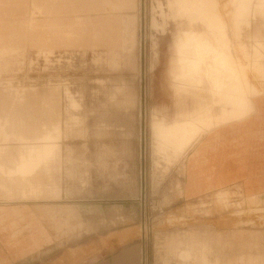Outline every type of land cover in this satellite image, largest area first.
Instances as JSON below:
<instances>
[{"label": "rangeland", "instance_id": "obj_1", "mask_svg": "<svg viewBox=\"0 0 264 264\" xmlns=\"http://www.w3.org/2000/svg\"><path fill=\"white\" fill-rule=\"evenodd\" d=\"M262 10L264 0H139L136 22L127 36L126 57L121 61L75 51L36 55L33 49L25 56L7 57L11 65L0 70V102L17 106L6 103L0 108L36 113L40 115L37 131L54 134L12 135L11 141H0V148L13 152L6 160L7 168L19 161L18 151L29 152L32 157L20 160L24 163L17 169L27 172L23 180L36 177L31 171L39 173L58 164L53 170L58 188L49 191L21 190L28 187L26 181L21 182L17 174L0 172V204L26 208L38 219L41 208L58 210L54 216L42 213L40 222L28 219L15 229L30 237L33 245L46 243L18 264H107L110 255L135 244L151 249L153 254L143 264H158V247L173 232L183 236L199 226L207 227L206 236L221 237L214 230L207 232L220 225L256 234L261 246L250 253L264 255L263 202L245 197L236 188L197 204L181 200L178 188L191 142L215 125L239 116L223 113L220 119L195 129L186 126V131L171 121L177 108L167 78L176 35L187 29L186 25L195 32L207 28L215 39L228 37L229 50L242 61L235 69L229 64L234 74L225 69L228 77L224 80L216 76L213 66V86H222L221 81L234 86L232 82L240 77L242 85L250 82L264 97L263 79L257 78L258 64L244 62L240 49L243 46L250 51L256 31L264 40V18L252 19ZM183 37L181 50L188 51L196 37ZM192 56L181 57V67L199 68L198 54ZM193 79L183 75L176 83L193 86ZM190 101H186V108ZM22 104L29 105L18 108ZM53 113L58 123L51 126ZM153 122L159 129L150 127ZM10 125L16 130L23 122L16 119ZM27 161L34 164L26 165ZM12 177L19 181H12ZM45 177L41 176V183L50 186ZM6 193L10 194L7 198ZM223 245L214 249L219 258ZM237 252L236 259L241 250Z\"/></svg>", "mask_w": 264, "mask_h": 264}, {"label": "crops", "instance_id": "obj_2", "mask_svg": "<svg viewBox=\"0 0 264 264\" xmlns=\"http://www.w3.org/2000/svg\"><path fill=\"white\" fill-rule=\"evenodd\" d=\"M138 11L139 0H0V70L10 67L7 57L25 56L29 49H33L36 55L49 56L60 53L59 51H75L82 54H101L107 56L110 61H121V58L126 57L128 32L135 25ZM256 17L264 18V10L255 12L252 19ZM186 26L188 28L181 30L175 37L173 55L167 70L168 84L177 108L171 121L183 125L186 130V126L195 129L206 122L216 121L223 113L239 118L219 123L191 142L184 157L178 194L184 203L197 204L214 194L229 193L228 191L236 188L245 197L256 198L264 203V97L250 82L249 85H242L238 80L240 77L232 82L234 86H230L231 83L226 81H221L222 86H213L210 79L213 66L216 76L219 75L224 80V77H228L225 69H235L242 61L229 50L228 37L220 39L216 36L215 39L206 27L203 32H195L191 29L192 26ZM184 34L196 37L195 44H192L188 51L181 50L185 44ZM253 38L255 44L250 51L241 46V54L244 62L248 61L250 66L253 62L258 64L257 78L259 81L263 79L261 83L264 92V40L259 31H256ZM193 53L198 54L200 61L197 71L189 66L181 67L180 63L181 57L193 59ZM229 64L232 65L231 68ZM232 72L234 74L233 70ZM188 74L194 76L191 81L193 86L176 83L177 77ZM188 99L191 100V106L186 108ZM6 103L17 106L8 102H0V106ZM24 105L29 104H22L18 108ZM9 110L11 109L0 108V111ZM35 114L29 115L21 110L0 112V141H11L12 135H41V131L36 129L40 115ZM55 116L56 113L50 116L51 126L58 123L54 122ZM16 119L23 122V125L15 130L10 124ZM7 126L9 128H6ZM150 127L159 129L155 122L151 123ZM48 134L54 135L48 130L41 136ZM12 140L15 141L13 138ZM6 151L9 149L0 148V172L3 171L6 175L17 174L21 182L26 181L28 187L21 190L49 191L58 188L54 184L56 177L53 175V170L58 164L47 169L42 168L39 173L31 171L30 174L36 177L29 178L30 181L23 180L27 172L24 173L23 168L17 169L23 166L24 162L20 160L32 157L29 152L18 151L19 161L12 168H7L6 160L13 152ZM3 160L5 161L1 163ZM28 163L34 164L25 162L26 165ZM41 176H46V183H52L54 187L52 184L43 185ZM14 180L19 181H12ZM40 184L42 186H38ZM8 196L10 194L6 193L5 198ZM2 206L7 208H0V264H18L39 251L46 243L33 245L30 237L23 236L15 229L28 219L35 218L36 222H40L42 213L49 212L54 216V212L57 213L58 210L41 208L38 219L34 212L26 208H8L15 207L8 203L0 204V207ZM205 229L194 226L183 236H176L177 232H173L172 236L164 238L158 247V264H264L263 254L250 253L259 250L261 246V238L253 232L232 231L220 225L211 227L207 232L214 230L213 233L221 237H208L205 235ZM221 243L224 245L219 252V258L214 249ZM239 250L241 254L236 259ZM152 255L151 249H143V246L135 244L117 254L107 256V264H143ZM209 256L213 258L210 260ZM184 260L187 263L183 262Z\"/></svg>", "mask_w": 264, "mask_h": 264}, {"label": "bare ground", "instance_id": "obj_3", "mask_svg": "<svg viewBox=\"0 0 264 264\" xmlns=\"http://www.w3.org/2000/svg\"><path fill=\"white\" fill-rule=\"evenodd\" d=\"M195 15H197V14H195ZM175 51H176V50H175ZM184 67H185V66H184ZM180 68H181V67H180ZM180 68H179V69H180ZM182 69H183V68H182ZM195 69H196V68H195ZM184 70H185V68H184ZM178 71H179V70H178ZM180 71H181V70H180ZM196 71H197V69H196ZM182 72H184V71L182 70ZM182 72H181V73H182ZM184 73H187V71L184 72ZM196 73H197V72H196ZM197 74H198V73H197ZM197 74H196V75H197ZM191 75H192V74H191ZM193 75H194V74H193ZM179 77H180V76H179Z\"/></svg>", "mask_w": 264, "mask_h": 264}]
</instances>
